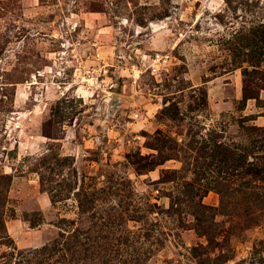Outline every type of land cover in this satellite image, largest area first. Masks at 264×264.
Masks as SVG:
<instances>
[{"label": "rangeland", "instance_id": "374dc122", "mask_svg": "<svg viewBox=\"0 0 264 264\" xmlns=\"http://www.w3.org/2000/svg\"><path fill=\"white\" fill-rule=\"evenodd\" d=\"M0 264H264V0H0Z\"/></svg>", "mask_w": 264, "mask_h": 264}, {"label": "water", "instance_id": "95a60500", "mask_svg": "<svg viewBox=\"0 0 264 264\" xmlns=\"http://www.w3.org/2000/svg\"><path fill=\"white\" fill-rule=\"evenodd\" d=\"M114 94H108L106 98L111 100L110 109L108 110L107 117H110L118 105V100L114 98Z\"/></svg>", "mask_w": 264, "mask_h": 264}, {"label": "built area", "instance_id": "2783aa9c", "mask_svg": "<svg viewBox=\"0 0 264 264\" xmlns=\"http://www.w3.org/2000/svg\"><path fill=\"white\" fill-rule=\"evenodd\" d=\"M148 57H150V56H148ZM160 60H162V59L160 58V56L158 54H156V55H154V57H152V60H151L152 62H151V66H150L152 70L155 69L154 65H157L160 62ZM67 90H68V88H67ZM67 90H66V92L68 93ZM64 94H66V93L62 92L63 97H64Z\"/></svg>", "mask_w": 264, "mask_h": 264}]
</instances>
